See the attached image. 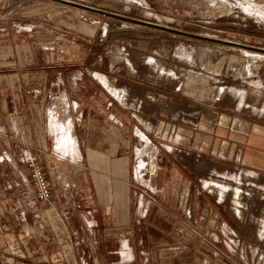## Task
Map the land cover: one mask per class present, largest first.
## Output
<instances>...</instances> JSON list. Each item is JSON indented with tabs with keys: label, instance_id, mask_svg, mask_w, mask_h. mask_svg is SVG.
Segmentation results:
<instances>
[{
	"label": "rangeland",
	"instance_id": "374dc122",
	"mask_svg": "<svg viewBox=\"0 0 264 264\" xmlns=\"http://www.w3.org/2000/svg\"><path fill=\"white\" fill-rule=\"evenodd\" d=\"M73 1L264 49V0ZM84 70L96 75V90L106 98L97 101L102 107L111 102L108 114L114 115L111 130L101 127L104 139L90 161L79 153L71 106L72 123L58 105L66 91L60 81ZM12 130L22 141L14 152L0 143V157L22 160L31 152L27 172L30 160L40 164L54 184V205L70 214L65 225L39 230L32 211L25 222L20 217L27 185L9 191L0 179V198L14 206L17 220L5 222L0 213L4 264H35L38 255L43 264L62 257L61 264H196L199 251L208 252L194 242L205 229L218 253L228 239L221 222L250 252L254 235L264 234V50L52 0H0V141ZM68 132L75 143L64 148ZM1 162L0 173L23 164L3 170ZM219 184L226 187L224 199L217 197ZM238 188L257 197L236 204ZM129 190L133 223L124 224L119 210ZM141 192L147 213L138 210ZM236 208L245 213L243 228ZM87 222H96L95 237ZM257 242L263 252L264 236Z\"/></svg>",
	"mask_w": 264,
	"mask_h": 264
},
{
	"label": "crops",
	"instance_id": "0c3cea01",
	"mask_svg": "<svg viewBox=\"0 0 264 264\" xmlns=\"http://www.w3.org/2000/svg\"><path fill=\"white\" fill-rule=\"evenodd\" d=\"M50 78H53V72L50 73ZM62 86H66V91L63 92L65 97H59L58 99V105L60 108V113L63 114V117L68 115L70 116V123H72L73 119L69 112V107L72 108V115L75 116L76 119V133H77V141L78 146L80 147V155L82 156L83 160L90 161L91 157L96 158V146L101 144L100 141L101 138L104 136L102 135V129L103 128H109V130L112 129L113 125H110V121L114 118V115L108 112L112 110V103H108L107 106L102 107L100 103H98V99L103 100L105 94L102 91L96 90V75L91 74L90 72H87L86 70L82 71L79 75L75 76L71 80H67V82H61ZM68 84V85H66ZM61 104H66L67 107H62ZM107 116V118H106ZM15 117V116H13ZM96 124H101L100 128L96 129ZM101 127H103L101 129ZM262 130V129H261ZM71 132V130H69ZM67 135H63V139L61 141V146L66 148V146L69 145V141L75 143V138L73 133H69ZM96 132L100 133L98 139L96 140ZM3 139L0 141L2 144V147H9L10 152H14L12 149L16 147L17 143L22 141V137H19V133L14 130L12 131H5L3 134ZM68 137V138H67ZM195 137V136H194ZM104 139V138H103ZM106 139V138H105ZM7 140V141H6ZM194 145L197 144V139L194 138V141L191 142ZM205 146H208V143L205 139L204 143ZM28 145H31L28 143ZM115 145V143H113ZM8 150H4L3 152H9ZM31 152L26 153L20 160L16 158V156L11 155H3L0 157V161L2 166L1 169L10 168V163L12 165H15L18 162H22L21 169L17 171H9L7 173H4L3 171L0 173V179L4 181V187L8 188L9 191H16L19 189H23L24 185H28L30 183L29 178V172H27V163L28 159L30 158L28 155H30ZM51 158V159H50ZM48 161L52 160V157L47 156L46 158ZM248 160V158H246ZM16 168V167H15ZM246 176V175H245ZM248 176V175H247ZM257 175L254 173H250V176L248 178H254ZM25 188V187H24ZM219 188V191L217 192V197L221 196L222 199L225 198L224 191L226 187L224 185H220L217 187ZM212 190V186H211ZM213 191V190H212ZM197 192V190H196ZM214 192V191H213ZM129 196L126 197V200H124L121 204V209L119 210L120 216H122V219H127L126 222H123L124 224H131L133 222L130 221L131 219V213L129 212L131 205L133 203V197L131 190H129ZM137 195V193H136ZM236 200L234 201L236 204H243L244 206H247L249 204V201L251 198H256L257 194H253L247 190L238 188L236 190ZM6 196V195H4ZM138 210H140L142 213L148 212V206L144 204V194L141 192L138 194ZM6 200L0 198V213H2L3 220L5 222H17L16 216H15V208L14 206L10 205L9 203H5ZM23 206V205H22ZM130 207V208H129ZM147 207V208H146ZM26 207H21L22 210H26ZM16 210H19V206L16 207ZM236 215L239 220V218L242 217V221H245V213L242 212L239 208H236ZM130 215V216H129ZM21 217V216H20ZM26 221V220H25ZM24 221V222H25ZM264 221V219H263ZM22 222V221H20ZM208 222H212V220H209ZM239 222H241L239 220ZM89 223L94 224L93 226H89ZM246 222H241L242 228L245 227ZM247 224V223H246ZM20 225V223L18 224ZM87 227H91L93 230V237L96 236V222H87ZM221 228L226 233V236L228 239H226V248L222 249L220 253L215 251L210 243L214 242V237L212 236L211 230L205 229V235L202 236V234L199 232L196 234L195 237V245L197 248L204 247V250L208 252H203V254L196 255V264H250L249 262L250 255L253 259L252 264H264V251L260 252L258 250V238H262L264 236L263 233H257L254 235V243L251 245L252 249L251 252L247 250V247L243 243V240L241 237H239V234L235 230H230L229 224L224 221L221 222ZM15 231L14 227H11L10 230ZM26 230L25 223L23 224V228H20V230ZM210 232V233H209ZM209 233V234H208ZM14 234V233H7V235ZM258 234H260L258 236ZM231 235V237H229ZM244 236V235H243ZM135 241V239H134ZM85 242V238H84ZM223 245V242H221ZM127 247L128 245L125 244ZM224 246V245H223ZM215 251V252H214ZM83 251L78 252V257L82 259ZM213 254V255H212ZM217 255V256H216ZM130 258L132 260L135 259V253L133 251L130 252ZM43 256H35L33 259V262L35 264H43L40 262H43L42 260ZM46 257H44L45 259ZM40 259V261H38ZM240 259V260H239ZM38 261V262H37Z\"/></svg>",
	"mask_w": 264,
	"mask_h": 264
},
{
	"label": "built area",
	"instance_id": "2783aa9c",
	"mask_svg": "<svg viewBox=\"0 0 264 264\" xmlns=\"http://www.w3.org/2000/svg\"><path fill=\"white\" fill-rule=\"evenodd\" d=\"M29 167L30 183L24 190V194H26L25 201H27L28 204L27 209L22 210L21 219L23 221L27 220L26 213L32 211L35 218V227L39 230H44L46 226L54 229L52 222L61 226L65 225L68 215L70 214V209L66 206H61L59 208L54 205V184L49 179L45 169L33 160H30ZM38 202L41 205L40 207L36 206ZM93 225L94 224L89 223V226ZM41 232L39 231L38 233L40 236H43V231ZM32 233L34 232L32 231ZM73 234L78 243L82 241V237L77 234V232H74ZM27 236L31 237L29 232H26V237ZM63 260L64 257H62V261ZM62 261L60 262L57 260L54 263H64Z\"/></svg>",
	"mask_w": 264,
	"mask_h": 264
},
{
	"label": "water",
	"instance_id": "95a60500",
	"mask_svg": "<svg viewBox=\"0 0 264 264\" xmlns=\"http://www.w3.org/2000/svg\"><path fill=\"white\" fill-rule=\"evenodd\" d=\"M52 1L64 3V4H67V5L79 7V8L88 10V11L104 14V15H107V16L115 17V18H118V19L126 20V21H131V22H134V23H139V24H144V25L156 27V28H159V29L167 30V31L178 32V33L187 34V35H191V36L194 35V36H198V37L205 38V39L207 38V39H210V40L221 41V42H225V43H229V44H233V45L245 46V47H250V48H254V49L264 50L262 48L253 47V46L241 44V43H238V42H232V41L222 40V39H218V38H214V37H208V36H203V35H199V34L186 32V31L179 30L177 28H173V27H170V26H166V25H163V24H160V23L134 18V17H131V16H127V15L120 14V13H117V12H112V11H108V10H105V9L97 8V7L90 6V5H87V4H84V3H81V2H77V1H73V0H52ZM0 263L4 264L1 259H0Z\"/></svg>",
	"mask_w": 264,
	"mask_h": 264
},
{
	"label": "bare ground",
	"instance_id": "6f19581e",
	"mask_svg": "<svg viewBox=\"0 0 264 264\" xmlns=\"http://www.w3.org/2000/svg\"><path fill=\"white\" fill-rule=\"evenodd\" d=\"M68 123V122H67ZM142 133V132H141ZM142 135V134H141ZM68 138V137H67ZM148 139V138H147Z\"/></svg>",
	"mask_w": 264,
	"mask_h": 264
}]
</instances>
